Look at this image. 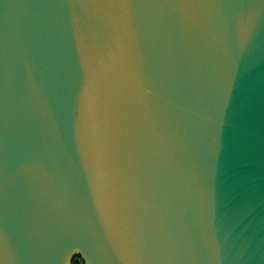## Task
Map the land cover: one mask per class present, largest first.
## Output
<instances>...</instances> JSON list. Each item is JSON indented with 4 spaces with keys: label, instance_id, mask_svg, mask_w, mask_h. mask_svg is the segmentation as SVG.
I'll return each instance as SVG.
<instances>
[{
    "label": "water",
    "instance_id": "water-1",
    "mask_svg": "<svg viewBox=\"0 0 264 264\" xmlns=\"http://www.w3.org/2000/svg\"><path fill=\"white\" fill-rule=\"evenodd\" d=\"M0 264H264V0H0Z\"/></svg>",
    "mask_w": 264,
    "mask_h": 264
}]
</instances>
